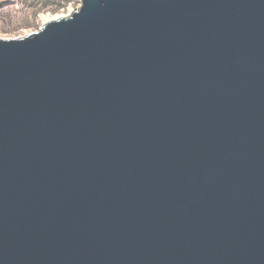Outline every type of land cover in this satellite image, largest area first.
Returning <instances> with one entry per match:
<instances>
[{
  "label": "water",
  "instance_id": "water-1",
  "mask_svg": "<svg viewBox=\"0 0 264 264\" xmlns=\"http://www.w3.org/2000/svg\"><path fill=\"white\" fill-rule=\"evenodd\" d=\"M0 264H264V0L0 40Z\"/></svg>",
  "mask_w": 264,
  "mask_h": 264
},
{
  "label": "rangeland",
  "instance_id": "rangeland-1",
  "mask_svg": "<svg viewBox=\"0 0 264 264\" xmlns=\"http://www.w3.org/2000/svg\"><path fill=\"white\" fill-rule=\"evenodd\" d=\"M82 0H0V40L24 37L56 17L71 15Z\"/></svg>",
  "mask_w": 264,
  "mask_h": 264
},
{
  "label": "bare ground",
  "instance_id": "bare-ground-1",
  "mask_svg": "<svg viewBox=\"0 0 264 264\" xmlns=\"http://www.w3.org/2000/svg\"><path fill=\"white\" fill-rule=\"evenodd\" d=\"M62 17V16H61ZM60 16L59 17H56V18H54L53 20H56V19H59V18H61ZM52 21V20H51Z\"/></svg>",
  "mask_w": 264,
  "mask_h": 264
}]
</instances>
